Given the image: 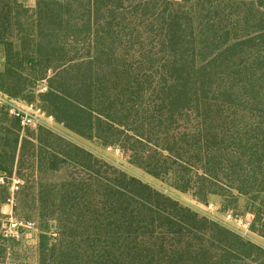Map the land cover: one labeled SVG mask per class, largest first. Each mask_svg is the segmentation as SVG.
Listing matches in <instances>:
<instances>
[{
  "label": "trees",
  "instance_id": "1",
  "mask_svg": "<svg viewBox=\"0 0 264 264\" xmlns=\"http://www.w3.org/2000/svg\"><path fill=\"white\" fill-rule=\"evenodd\" d=\"M2 1L0 88L47 81L58 122L201 202L245 199L264 237V0H38L28 29ZM4 129L0 170L29 162L39 264H264L262 246L53 130Z\"/></svg>",
  "mask_w": 264,
  "mask_h": 264
},
{
  "label": "rangeland",
  "instance_id": "2",
  "mask_svg": "<svg viewBox=\"0 0 264 264\" xmlns=\"http://www.w3.org/2000/svg\"><path fill=\"white\" fill-rule=\"evenodd\" d=\"M38 0H12L14 12L12 15L19 16L25 29L30 28L33 21L34 11ZM3 6V1L0 0V11ZM8 22L0 23V26L7 25ZM10 40H15L10 37ZM16 52V48H14ZM5 51L4 46L0 42V72L4 71ZM12 79H17V76H12ZM16 82V81H15ZM8 85V84H7ZM47 91V81H38L33 87L27 90L10 96L0 88V92L7 94L10 97L21 96L26 100H32L39 103L45 109L42 95ZM45 111L50 115L46 109ZM39 127H44L53 130L55 133L65 137L66 139L82 146L91 151L97 157L117 166L125 171L129 176L149 185L165 195L179 201L181 204L190 207L200 215H205L221 225L232 229L248 240H251L264 248V237L250 229L253 215L249 212V203L245 199H240L238 202H230V206L224 208L225 202H222L221 197L214 195L210 197L208 202H201L190 191H182L172 186L166 180L160 179L138 167L130 158L127 151H123L118 145H106L100 138H87L72 129L66 127L63 123L57 121L54 116L53 120H45L44 123L37 127L23 128L15 118L9 116L6 112L0 110V137L6 134L11 138L13 134L5 132L4 128L16 130L22 136L33 135ZM6 152L10 148L7 147ZM1 152V150H0ZM27 152V151H26ZM24 169L22 174L24 177H19L14 167L12 175L6 174L0 170V261L6 264H39V235L43 227V221L39 217L35 208L36 196L33 189L23 190L22 185L28 180L30 170L28 169V160L25 159ZM17 180H20L17 184ZM18 186V187H17ZM4 194H8V198L2 202ZM11 219H17L21 222H31L33 226L21 225L22 237L20 240L6 239L2 235L3 224ZM50 235L55 236L58 232L54 221L50 223Z\"/></svg>",
  "mask_w": 264,
  "mask_h": 264
},
{
  "label": "built area",
  "instance_id": "3",
  "mask_svg": "<svg viewBox=\"0 0 264 264\" xmlns=\"http://www.w3.org/2000/svg\"><path fill=\"white\" fill-rule=\"evenodd\" d=\"M0 110L17 119L23 128L37 127L45 120H53L54 115L48 114L43 107L35 101H26L18 97H10L0 92ZM2 181V179H0ZM19 184L20 180L16 181ZM18 187V186H17ZM21 225L33 226L31 222L24 223L17 219H11L3 224L2 235L6 239L20 240L22 237ZM56 235V233H55Z\"/></svg>",
  "mask_w": 264,
  "mask_h": 264
}]
</instances>
